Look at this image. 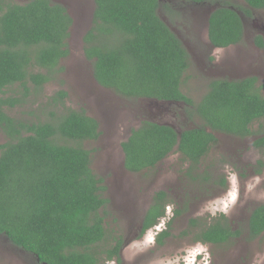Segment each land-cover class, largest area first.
I'll list each match as a JSON object with an SVG mask.
<instances>
[{
    "label": "trees",
    "instance_id": "1",
    "mask_svg": "<svg viewBox=\"0 0 264 264\" xmlns=\"http://www.w3.org/2000/svg\"><path fill=\"white\" fill-rule=\"evenodd\" d=\"M243 1L249 9L228 0H94L83 53L98 86L135 103H183L191 108L185 109L187 119L199 122L191 129L180 128L178 138L173 127L142 120L121 144L127 172L151 170L173 151L196 167L217 142L215 133L245 139L253 134L252 125L264 119V97L254 77L211 78L196 104L181 91L191 66L189 52L171 28L182 18L181 9L216 6L208 18L207 39L213 47L224 48L243 39L239 12L249 17L251 9L264 10V0ZM71 24L65 9L47 0H0V134L5 138L0 143V234L40 264H104L97 250L107 241L101 212L107 199L91 168V151L83 146L101 135L99 122L83 110H59L64 91L47 99L39 110L42 117L27 120L8 114L53 78L58 62L69 54ZM255 41L262 47L261 38ZM254 146H264V135ZM192 172L190 167L187 176L195 180ZM166 198L164 191L155 194L143 215L141 235L165 217ZM246 227L249 238L264 233V205L250 212ZM241 230L234 231L220 215L200 227L194 238L220 246ZM167 236L162 231L158 244ZM112 240L103 251L104 260L121 264L124 240Z\"/></svg>",
    "mask_w": 264,
    "mask_h": 264
},
{
    "label": "rangeland",
    "instance_id": "2",
    "mask_svg": "<svg viewBox=\"0 0 264 264\" xmlns=\"http://www.w3.org/2000/svg\"><path fill=\"white\" fill-rule=\"evenodd\" d=\"M10 1L26 3L24 0ZM92 1L78 0L80 13L76 16L70 14L72 24L66 40L69 54L60 59L53 78L35 96L27 97L24 105L8 111V114L27 120L33 119L31 115L42 117L39 110L47 99L58 91H64L67 96L62 106L58 107L59 110H83L99 122L101 135L95 141L83 144L91 151V168L101 179V187L104 188L100 192L102 198L107 199L101 210L107 241L98 246L99 261L116 264L115 261H105L103 251L113 243L112 238L120 236L124 240L121 264H192L196 251H207V261H202L203 264H264V233L249 238L251 235L246 227L250 212L256 206L264 205V171L255 176L239 175L245 160H264L263 152L257 148L248 153L250 157L241 156L245 148L249 151L250 142L264 135V119L252 125L253 134L244 141L215 133L217 142L196 167L173 153L151 170L127 172L121 144L127 141L131 129L140 127L142 120L170 125L177 131L180 128L191 129L199 122L196 117L190 121L187 119L185 109L191 108L183 103L161 104L148 100L135 103L98 86L92 77V63L86 60L83 53V37L92 28ZM228 1L234 6L249 9L243 0ZM179 5L177 3L181 8ZM183 12L182 18L171 28L191 57V66L185 74L187 78L181 91L194 104L206 94L208 83L213 77L223 76L238 81L256 75L258 63L264 62V59H259L257 63L247 62L248 58L257 60L261 56L251 47V43H245V40L250 39L248 36L238 47L209 52L202 43H195L198 39L204 42L207 39L204 20L193 21L186 9ZM260 15L254 12L249 18L259 23ZM200 53L203 63L197 60ZM207 53H211L209 59L204 57ZM241 61L249 66L240 71L242 74L234 73V69L243 67ZM262 92L264 95V89ZM145 110L150 118L146 113L141 117L140 112ZM4 140L0 134V143ZM190 167L194 169L191 175L195 180L187 176ZM224 177L227 179L225 193L220 190L218 183ZM160 191L167 193L165 218H161L156 227L148 229L139 237L136 230L142 224V216ZM219 215L228 218L234 231L242 228L241 232L220 246L197 242L194 237L199 228L211 223ZM191 221H194L193 225ZM162 231H167L168 236L162 244H158L157 237ZM202 259L194 260V264H199ZM13 261L15 264L32 262L26 254L15 252L0 237V264H14Z\"/></svg>",
    "mask_w": 264,
    "mask_h": 264
},
{
    "label": "flooded vegetation",
    "instance_id": "3",
    "mask_svg": "<svg viewBox=\"0 0 264 264\" xmlns=\"http://www.w3.org/2000/svg\"><path fill=\"white\" fill-rule=\"evenodd\" d=\"M4 2H6V0H3ZM30 1H33V0H24V3L26 2V3H28V2H30ZM48 2H49V5H58V6H61V7H63L64 9H65V11H66V13L70 16V14L72 13L73 15H77L78 13H80V8H78V0H47ZM81 1H86V0H81ZM94 0H93V10L92 11H94ZM214 7H216V6H211V5H208V4H203V5H201V6H189V7H187V8H184V9H186L190 14H191V17L193 18V21L194 20H197V19H203L204 20V22H205V26H207L208 25V18H209V15H210V13H211V11L213 10V8ZM184 9L182 10V12L184 11ZM193 12V13H192ZM198 12H199V14H198ZM254 12H258V13H260L261 15V18H259V23H257L255 20H252L251 18H249L247 15H245V14H243V13H241V12H239V15H240V17H241V19H242V24H243V29H242V31H243V33H242V35H243V39L242 40H240L239 42H237V44H233V45H230V46H227V47H224V48H216V47H213L211 44H210V42L208 41V39H206V44H205V42L204 41H202V40H199L198 39V41H195V43H202V45H203V47H207V50L210 52H213V50L215 51V50H225V49H230V48H235V47H238V46H240L241 45V43H244L243 41H244V38H246V36H248L250 39L249 40H245V43H251V47L253 48V49H255L256 51H258V52H260L261 53V56L256 60V59H254V58H248V63L250 64V63H257V61L259 60V59H264V10H257V9H254V10H252L251 9V14L252 13H254ZM184 13V12H183ZM204 16V17H203ZM71 17V16H70ZM207 28H208V26H207ZM69 29H70V27H69ZM256 38H261V41H262V47H259V46H257L255 43H256ZM211 55V53H207L204 57L206 58V59H209L210 56ZM197 57H199V59H197L199 62H201V63H203L204 61L202 60V58H200L201 57V53L199 54V55H197ZM198 62V63H199ZM248 63H246V65H244L243 64V61H241V63H240V65H242L243 67H241L240 69H234V70H236V71H234V73H238V74H242L240 71H242V70H246V68L249 66L248 65ZM220 73V72H219ZM226 73V72H225ZM229 75H232V74H229ZM219 76V75H218ZM251 77H254V78H256V82H257V86H260L261 87V93H262V95H263V89H264V62H262V63H258V68H257V71H256V75H252V76H250V77H248V78H251ZM214 79L216 78V77H213ZM218 78H222V79H228V78H226V77H223V76H219ZM217 78V79H218ZM229 80V79H228ZM229 81H232V80H229ZM263 97H264V95H263ZM166 103H173V102H166ZM144 113H146V115H147V117L148 118H150L149 116H148V113L146 112V110H145V112H140V115H141V117L144 115ZM161 116H163V114L161 115ZM160 116V117H161ZM142 120V119H141ZM165 125V124H164ZM170 126V125H169ZM172 127V126H171ZM136 128H138V127H136ZM136 128H133V129H136ZM130 133V132H129ZM263 137V136H262ZM247 139H249L248 137L247 138H245V139H242V141H244V140H247ZM251 141V140H250ZM249 141V142H250ZM250 144H251V146H250V148H249V151H247V149L245 148L244 150V152L243 153H241V156H244V158H246V157H250V155L248 154L249 152H251L252 151V149L254 148V149H256L257 147H255L254 146V142H250ZM252 147V148H251ZM258 150H260L261 152H263V156H264V146H262V147H258L257 148ZM176 154L178 157H180V158H182L183 157V155L180 153V152H170V153H168V155L165 157V158H167V157H169V155H172V154ZM164 158V159H165ZM163 159V160H164ZM200 161H201V159L198 161V163H200ZM259 161L263 164L262 166H260V164H259ZM245 164L244 165H242V167L240 168V173H239V175L240 176H242V175H244V176H255V174H258V173H262L263 171H264V160H257V159H255V160H251V161H246L245 160ZM223 168H224V166H223ZM222 168V169H223ZM258 171H260V172H258ZM224 182V184L223 185H221V184H219V186H221V191L223 192V193H225L226 192V189L227 188H225L224 186H225V182L227 181V179H225V177L224 178H221V179H219L218 180V183L219 182ZM257 207V206H256ZM146 212V211H145ZM145 214V213H144ZM220 216V215H219ZM143 217V216H142ZM165 218V217H164ZM164 218H162V219H164ZM227 220H228V218H226ZM229 221V220H228ZM159 223V222H158ZM157 223V224H158ZM157 226V225H156ZM156 226H154V227H156ZM154 227H152V228H154ZM141 229H142V224H141V226L139 227V228H137V230H136V233H137V235H139V237L141 236ZM0 237H2L3 238V240L5 241V243H7V245H9L15 252H18V253H24V252H22L21 250H18L17 248H15L14 246H12L11 244H10V242L4 237V236H2V234H0ZM200 244H206V243H201V242H199ZM208 245V244H207ZM209 245H211V244H209ZM123 246V245H122ZM24 254H26V253H24ZM201 254H202V256H201ZM205 254H208L207 253V251H201V252H195V255H194V257H193V259L196 261L197 259H200V258H203L200 262H199V264H203L202 263V261H204L205 260ZM26 256H27V258L28 259H31L32 260V262L31 263H28V264H40V263H38V262H36L34 259H33V257L31 256V255H29V254H26ZM120 257H121V250H120ZM26 260V259H25ZM194 260H193V263L192 264H194ZM113 262L115 261L116 262V264H117V261L114 259V260H112ZM205 261H207V259L205 260ZM14 262V264L16 263L15 261H13ZM182 264V263H181Z\"/></svg>",
    "mask_w": 264,
    "mask_h": 264
},
{
    "label": "water",
    "instance_id": "4",
    "mask_svg": "<svg viewBox=\"0 0 264 264\" xmlns=\"http://www.w3.org/2000/svg\"><path fill=\"white\" fill-rule=\"evenodd\" d=\"M92 3H93V1H92ZM92 9H93V6H92ZM153 102H157V103H161V104L166 103V102H158V101H153ZM166 104H168V103H166ZM177 132H178V138H179V131H177Z\"/></svg>",
    "mask_w": 264,
    "mask_h": 264
},
{
    "label": "clouds",
    "instance_id": "5",
    "mask_svg": "<svg viewBox=\"0 0 264 264\" xmlns=\"http://www.w3.org/2000/svg\"><path fill=\"white\" fill-rule=\"evenodd\" d=\"M94 12V11H93Z\"/></svg>",
    "mask_w": 264,
    "mask_h": 264
}]
</instances>
